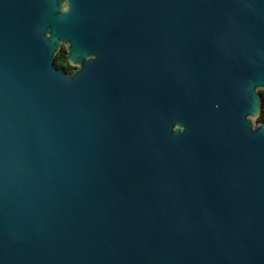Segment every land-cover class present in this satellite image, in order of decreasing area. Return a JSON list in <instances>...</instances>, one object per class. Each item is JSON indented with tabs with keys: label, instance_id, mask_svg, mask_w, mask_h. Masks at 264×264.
I'll return each instance as SVG.
<instances>
[{
	"label": "water",
	"instance_id": "1",
	"mask_svg": "<svg viewBox=\"0 0 264 264\" xmlns=\"http://www.w3.org/2000/svg\"><path fill=\"white\" fill-rule=\"evenodd\" d=\"M62 3L0 0V264H264V0Z\"/></svg>",
	"mask_w": 264,
	"mask_h": 264
},
{
	"label": "clouds",
	"instance_id": "2",
	"mask_svg": "<svg viewBox=\"0 0 264 264\" xmlns=\"http://www.w3.org/2000/svg\"><path fill=\"white\" fill-rule=\"evenodd\" d=\"M60 11H61V13H63V14H68V13L70 12V8H69V5H68V0H63V3H62L61 8H60ZM85 59H86V61H88V62H92V61H95V60L97 59V57H96L95 55H87V56L85 57ZM55 66H56V65H55ZM56 67H57V66H56ZM57 68H58V67H57ZM58 69H59V68H58ZM262 88H264V86H258V87H256V88H255V92H256L257 94L260 95V90H261ZM246 119H247V121L249 122V120H248V116L246 117ZM250 124H251V123H250ZM175 127H176V124L173 125V127H172V132H173V133H176V132L174 131ZM262 127H264V123H262L261 125H258V126H254V125L251 124V129H252V131H256L257 129H260V128H262ZM185 131H186L185 127L181 125V126H180V132H179V134H183Z\"/></svg>",
	"mask_w": 264,
	"mask_h": 264
},
{
	"label": "trees",
	"instance_id": "3",
	"mask_svg": "<svg viewBox=\"0 0 264 264\" xmlns=\"http://www.w3.org/2000/svg\"><path fill=\"white\" fill-rule=\"evenodd\" d=\"M55 65L59 68L64 70L67 73H70L73 68L69 66L66 56H65V50L64 48H61L60 52L58 53L56 59H55ZM259 122H264V98H263V104H262V112L259 117Z\"/></svg>",
	"mask_w": 264,
	"mask_h": 264
},
{
	"label": "rangeland",
	"instance_id": "4",
	"mask_svg": "<svg viewBox=\"0 0 264 264\" xmlns=\"http://www.w3.org/2000/svg\"><path fill=\"white\" fill-rule=\"evenodd\" d=\"M260 93H261L262 97L264 98V92L263 91H260ZM258 123H259V119L256 120V121L254 120V124L257 125Z\"/></svg>",
	"mask_w": 264,
	"mask_h": 264
},
{
	"label": "flooded vegetation",
	"instance_id": "5",
	"mask_svg": "<svg viewBox=\"0 0 264 264\" xmlns=\"http://www.w3.org/2000/svg\"><path fill=\"white\" fill-rule=\"evenodd\" d=\"M71 72H72V71H71ZM71 72H70V73H71Z\"/></svg>",
	"mask_w": 264,
	"mask_h": 264
}]
</instances>
